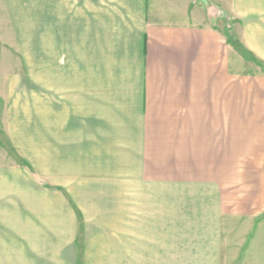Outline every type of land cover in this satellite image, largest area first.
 <instances>
[{
  "label": "crops",
  "instance_id": "crops-1",
  "mask_svg": "<svg viewBox=\"0 0 264 264\" xmlns=\"http://www.w3.org/2000/svg\"><path fill=\"white\" fill-rule=\"evenodd\" d=\"M261 1L45 0L50 186L21 163L37 170L38 138L24 152L1 108L0 264H56L54 178L77 168L126 187L137 178L142 192L174 187L173 222L136 239L127 231L142 243L112 264H264ZM231 15L255 61L232 46ZM66 245L58 264H88L72 263Z\"/></svg>",
  "mask_w": 264,
  "mask_h": 264
},
{
  "label": "rangeland",
  "instance_id": "rangeland-1",
  "mask_svg": "<svg viewBox=\"0 0 264 264\" xmlns=\"http://www.w3.org/2000/svg\"><path fill=\"white\" fill-rule=\"evenodd\" d=\"M261 2L264 4V0ZM8 3V11L0 12V109L4 110L3 117L6 112L12 115V130L16 137L21 138L24 152L30 153V139L38 138L37 170H34L30 161L21 163L40 186L47 188L50 185L47 184L45 168L49 146L46 123L48 44L45 0H10ZM41 3L43 9L39 11L37 8H41ZM257 8L260 6L257 5ZM261 9L264 12V6ZM232 15L229 18L232 24L230 36L234 42H239L238 18ZM259 65L264 71V61H260ZM2 123L0 136L5 134ZM3 145L4 139L0 137V150ZM65 147L68 158L65 157L74 159L69 160L76 164L80 162L74 157L78 155L72 153L77 148L68 143ZM83 172L77 168L69 171L64 178H54L56 264L65 261L67 237H70L72 263H121V257L112 256L114 252L116 254L117 250L122 252L126 246L142 243L135 240L138 232H157L160 223H172L178 214V200L173 186L161 192L158 189L142 192L139 191L142 187L136 183L137 178L131 183L132 186L126 187V178L78 175ZM118 180L124 183L114 186ZM126 188L136 191H121ZM48 194L50 196V190ZM145 217L148 224L142 223ZM127 231H135V235L132 234L134 240L127 241ZM227 260L224 258V261Z\"/></svg>",
  "mask_w": 264,
  "mask_h": 264
},
{
  "label": "trees",
  "instance_id": "trees-1",
  "mask_svg": "<svg viewBox=\"0 0 264 264\" xmlns=\"http://www.w3.org/2000/svg\"><path fill=\"white\" fill-rule=\"evenodd\" d=\"M231 43H232V46L234 48H236L237 50H239L246 58L248 59H252L253 60V57L244 49V47H242L240 45L239 42H234L232 39H231Z\"/></svg>",
  "mask_w": 264,
  "mask_h": 264
}]
</instances>
